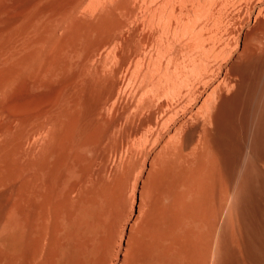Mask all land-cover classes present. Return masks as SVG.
Masks as SVG:
<instances>
[{
  "label": "bare ground",
  "instance_id": "1",
  "mask_svg": "<svg viewBox=\"0 0 264 264\" xmlns=\"http://www.w3.org/2000/svg\"><path fill=\"white\" fill-rule=\"evenodd\" d=\"M0 264H264V0H0Z\"/></svg>",
  "mask_w": 264,
  "mask_h": 264
},
{
  "label": "rangeland",
  "instance_id": "2",
  "mask_svg": "<svg viewBox=\"0 0 264 264\" xmlns=\"http://www.w3.org/2000/svg\"><path fill=\"white\" fill-rule=\"evenodd\" d=\"M131 203L133 204V205H132V208H134V209H132V210H130ZM134 203H136V204H134ZM127 204H128V203H127ZM129 204H130V205H129ZM129 204H128L129 206L127 205V210H126V212L129 213V211H132V212H133V210H134L133 213H137V211H138V200H137V198L134 199V200H131V202H130ZM134 205H136V206H134ZM135 210H136V212H135Z\"/></svg>",
  "mask_w": 264,
  "mask_h": 264
}]
</instances>
